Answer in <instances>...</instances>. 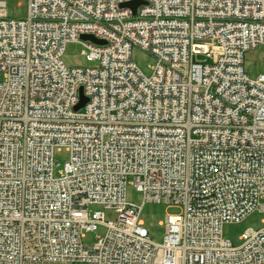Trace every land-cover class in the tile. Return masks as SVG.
Wrapping results in <instances>:
<instances>
[{
  "label": "built area",
  "instance_id": "1",
  "mask_svg": "<svg viewBox=\"0 0 264 264\" xmlns=\"http://www.w3.org/2000/svg\"><path fill=\"white\" fill-rule=\"evenodd\" d=\"M130 1L29 0L16 20L0 0V264H264V226L240 245L223 234L264 212V73L244 70L264 0ZM73 41L96 67L65 65ZM136 45L156 58L150 75ZM147 202L179 209L161 244Z\"/></svg>",
  "mask_w": 264,
  "mask_h": 264
},
{
  "label": "rangeland",
  "instance_id": "2",
  "mask_svg": "<svg viewBox=\"0 0 264 264\" xmlns=\"http://www.w3.org/2000/svg\"><path fill=\"white\" fill-rule=\"evenodd\" d=\"M8 6V14L11 19H25L28 15L29 0H5ZM84 45L78 41L70 42L66 47V52L62 57L63 62L68 67H96L97 62L89 61L83 54ZM131 59L137 67L145 74H151L150 65L156 62V58L149 51L134 46L132 48ZM244 70L250 78L255 79L264 73V44L257 48L250 49L244 54ZM54 159L61 166L69 159V152L66 147H57L54 152ZM127 200L134 204L142 202V192L137 190L136 186L129 182L126 188ZM91 211H104L107 220L115 219L116 215L102 205L91 204ZM176 207L157 202H147L140 214V220L147 229L149 237L154 243H162L165 235V218L169 213H177ZM264 226V212L257 210L240 223H226L223 227L225 238L233 242L234 245L242 243L241 236L247 229L258 230ZM104 234L105 228L98 226L97 230L86 231L84 242L87 245L93 244L96 234Z\"/></svg>",
  "mask_w": 264,
  "mask_h": 264
},
{
  "label": "water",
  "instance_id": "3",
  "mask_svg": "<svg viewBox=\"0 0 264 264\" xmlns=\"http://www.w3.org/2000/svg\"><path fill=\"white\" fill-rule=\"evenodd\" d=\"M141 3H142L141 0H134V1H130V2L124 3L123 5H124V6H127V7H130V8L133 10V12L135 13V12H136V8H137V6H138L139 4H141ZM81 37H82L83 39H85V40L88 39V40H91V41L96 42V43H103V42H104L103 40L98 39V38H95L93 35H89V34H87V35H82ZM86 101H87V97L84 96L83 89L81 88V89H80V101H79V103L76 105L75 109L78 110V109H80L81 107H83V106L85 105Z\"/></svg>",
  "mask_w": 264,
  "mask_h": 264
},
{
  "label": "bare ground",
  "instance_id": "4",
  "mask_svg": "<svg viewBox=\"0 0 264 264\" xmlns=\"http://www.w3.org/2000/svg\"><path fill=\"white\" fill-rule=\"evenodd\" d=\"M52 215H53V214H52ZM246 218H247V217H246ZM246 218H245V219H246ZM97 229H98V228H97ZM97 229H96V230H97ZM85 232H86V230L83 232V238H84ZM162 243H163V242H162ZM159 244H161V243H159Z\"/></svg>",
  "mask_w": 264,
  "mask_h": 264
}]
</instances>
